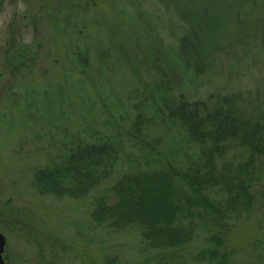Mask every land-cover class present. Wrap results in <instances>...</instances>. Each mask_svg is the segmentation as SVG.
I'll list each match as a JSON object with an SVG mask.
<instances>
[{"label": "rangeland", "instance_id": "374dc122", "mask_svg": "<svg viewBox=\"0 0 264 264\" xmlns=\"http://www.w3.org/2000/svg\"><path fill=\"white\" fill-rule=\"evenodd\" d=\"M177 1L184 9L189 0ZM207 9L239 39L230 40L208 70L193 75L173 58L185 26L158 0H0L5 264H209L214 249L228 255L227 264H264V175L249 177L251 205L229 214L228 229L207 227L202 207L192 219L182 215V225L195 229L179 247H152L138 224L113 231L91 216L97 196L122 172L137 163L159 167L157 154L138 135L177 166L198 160L196 148L166 117L182 101L204 103L202 112L225 107L232 97L239 116L264 134V0H209ZM10 33L15 42L8 47ZM79 141L120 148L113 171L79 198L40 194L34 170ZM237 145L230 141L221 156L215 154L219 168L248 159ZM254 158L257 166L264 155Z\"/></svg>", "mask_w": 264, "mask_h": 264}, {"label": "trees", "instance_id": "16d2710c", "mask_svg": "<svg viewBox=\"0 0 264 264\" xmlns=\"http://www.w3.org/2000/svg\"><path fill=\"white\" fill-rule=\"evenodd\" d=\"M158 1L171 9L185 26L173 58L188 73H204L230 40L239 39L234 31L225 29L218 18L210 14L209 0H189L184 4L187 12L177 0ZM222 21L227 23L228 20ZM243 24L236 21L238 28ZM10 36L8 47L14 46L15 42L12 33ZM85 59L78 57L83 64ZM225 102V107L217 104L209 111L202 109V112L199 107L204 103L195 101H182L170 109L166 117L184 132L183 139L197 150L194 158L198 160L192 159L187 167L167 160V155L157 146L138 135L143 147L157 154L159 167L146 165L142 168L137 163L139 166H132L131 171L122 172L112 186L97 196L91 213L95 223L105 224L113 231H120L131 223L138 224L143 238L152 247L162 249L179 247L190 241L194 224L183 226L181 217L186 214L192 219L199 207L208 213L207 227L213 223L228 229L229 214L241 213L251 205L249 177L264 175V159H258V165L254 166V156L264 155V134L261 126L245 122L239 116V106L234 98H225ZM230 141L233 145L238 144L235 147L239 148V153L248 151V159L235 164L223 163L219 168L215 154L221 156ZM65 150L49 166L34 170V186L40 194L73 198L87 194L113 171L120 148L110 142L89 144L79 141L76 147ZM250 166L259 171L249 172ZM246 173H249L248 177L244 176ZM213 192L221 198L212 196ZM215 235L214 241L221 244L220 234ZM210 257L209 264L228 262V255L217 249Z\"/></svg>", "mask_w": 264, "mask_h": 264}, {"label": "water", "instance_id": "95a60500", "mask_svg": "<svg viewBox=\"0 0 264 264\" xmlns=\"http://www.w3.org/2000/svg\"><path fill=\"white\" fill-rule=\"evenodd\" d=\"M6 240L4 235L0 232V264H5L3 254L5 250Z\"/></svg>", "mask_w": 264, "mask_h": 264}, {"label": "flooded vegetation", "instance_id": "af4514ba", "mask_svg": "<svg viewBox=\"0 0 264 264\" xmlns=\"http://www.w3.org/2000/svg\"><path fill=\"white\" fill-rule=\"evenodd\" d=\"M3 258H4V256H3Z\"/></svg>", "mask_w": 264, "mask_h": 264}]
</instances>
